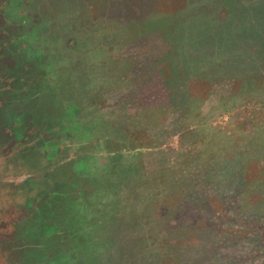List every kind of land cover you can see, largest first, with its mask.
<instances>
[{
    "label": "trees",
    "instance_id": "obj_1",
    "mask_svg": "<svg viewBox=\"0 0 264 264\" xmlns=\"http://www.w3.org/2000/svg\"><path fill=\"white\" fill-rule=\"evenodd\" d=\"M67 2L80 10L91 9L92 3L115 28L136 29V45H156L154 79L162 66L164 79L143 95L165 98L178 116L175 123L198 108L206 121L228 114L240 130L264 133V0ZM255 145L240 143L172 179V185L187 186L180 198L172 197L168 215L175 220L163 215L172 264H264V156ZM131 173L133 165H128L124 176ZM87 228L85 264L89 256L90 264H99L98 243H91L92 226Z\"/></svg>",
    "mask_w": 264,
    "mask_h": 264
},
{
    "label": "rangeland",
    "instance_id": "obj_2",
    "mask_svg": "<svg viewBox=\"0 0 264 264\" xmlns=\"http://www.w3.org/2000/svg\"><path fill=\"white\" fill-rule=\"evenodd\" d=\"M19 2L35 11L31 15L46 25L44 34H56L52 56L58 61L69 59L77 63L72 82H64L68 90L69 83L73 86V98L82 102L77 117L88 118L92 124L95 121L91 132L84 128L62 129L59 123L51 125L50 137L62 141L57 144L58 158L71 154L80 160L85 155H95L97 158H91L90 164L96 171L107 173V179L113 178L111 173H118L119 185H103L99 199L104 208L102 212L113 223L110 225L105 219L108 223L100 224L101 229L92 228L101 232L104 240L111 236L110 252L104 264H172L171 257L167 256L170 250L167 249L169 239L163 234L164 220L170 216L172 197L180 198L187 191L185 185H172V179L180 178L198 162L220 158L223 151L234 149L240 143L247 146L255 143L258 154L264 156V133L260 131L253 136L247 130H240L228 114L206 121L207 116L199 114L198 108L190 109L182 122L175 123L178 116L168 108L165 98L152 100L143 95L161 87L160 79H164L163 66L157 68L159 74L154 79L156 66L153 67L151 56L156 45H136L133 39L136 29L115 28L114 23L99 15V8L92 3L91 9L80 10L81 6L71 7L67 0ZM12 10L11 5L7 10L10 20ZM13 22H16L14 16ZM7 31L18 34L21 27L7 26ZM139 59L140 64L136 62ZM65 62H58L64 72ZM53 73L51 80L59 83L62 74L55 69ZM141 86L145 92L139 90ZM60 116L58 112L57 119ZM164 122L171 128H166L168 124ZM185 128L194 133H185ZM84 132L89 136L85 137ZM114 153L119 154L116 160H120L113 167L110 163L114 160H109V156ZM6 164L0 160V178L7 170ZM128 165H133V173L124 176ZM167 167L168 173L162 174ZM92 211L96 212L93 217L96 221L98 212ZM168 219L173 222L175 217Z\"/></svg>",
    "mask_w": 264,
    "mask_h": 264
},
{
    "label": "flooded vegetation",
    "instance_id": "obj_3",
    "mask_svg": "<svg viewBox=\"0 0 264 264\" xmlns=\"http://www.w3.org/2000/svg\"><path fill=\"white\" fill-rule=\"evenodd\" d=\"M0 5V160L7 163L0 178V264H85L87 227L113 223L99 199L103 185H119L118 173L107 179V173L96 171L90 164L95 155L58 158L57 144L62 141L50 137L51 125L91 132L95 123L77 117L82 102L73 98V86L69 83L68 90L65 84L72 82L77 63L65 59L64 72L65 60L52 56L56 34H44L46 25L25 3L0 0ZM11 5L16 22L8 17ZM7 26L21 27V32H8ZM54 69L62 74L59 83L51 80ZM118 155L109 156L113 167ZM92 231L91 243H98L97 259L104 264L110 252V242L105 241L111 236L104 240L103 233Z\"/></svg>",
    "mask_w": 264,
    "mask_h": 264
}]
</instances>
